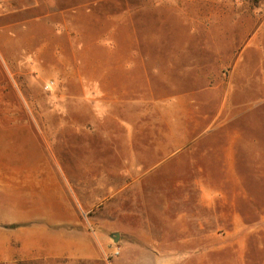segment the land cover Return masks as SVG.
<instances>
[{
  "label": "rangeland",
  "instance_id": "374dc122",
  "mask_svg": "<svg viewBox=\"0 0 264 264\" xmlns=\"http://www.w3.org/2000/svg\"><path fill=\"white\" fill-rule=\"evenodd\" d=\"M13 1L17 7L31 5L21 17L35 16L28 22L31 33L45 34L24 38L18 29L8 48L0 38V264H264L261 125L256 134L244 132V147L237 143L241 181L202 183L226 195V202L216 199L217 208L207 210L200 204L201 183L190 179L197 163L213 177L220 173L223 130L207 138L212 149L206 157L202 150H156L159 137L149 129L132 134L127 149L126 132L116 135L108 124L109 110L122 105L97 101L89 85L75 91L73 83L122 80L124 70L143 56L147 71L136 78L131 69L132 82L151 84L162 103L174 107L178 95L210 85L215 112L226 93L234 95L227 80L239 56L243 68L253 64L249 95L260 99L264 27L255 29L264 19V0ZM42 15L44 20H35ZM39 38L50 44L40 47ZM138 47L146 54L140 56ZM150 106L145 103L147 111ZM257 107L264 113L262 102ZM162 138L170 144V134ZM250 145L259 149H247ZM46 169L62 188L63 207L81 224L53 221L64 208L55 192L43 189ZM97 173L108 180L96 182ZM26 225L86 233L94 249L53 256L47 253L57 242L46 237L39 240L46 251L27 257L17 238Z\"/></svg>",
  "mask_w": 264,
  "mask_h": 264
},
{
  "label": "crops",
  "instance_id": "0c3cea01",
  "mask_svg": "<svg viewBox=\"0 0 264 264\" xmlns=\"http://www.w3.org/2000/svg\"><path fill=\"white\" fill-rule=\"evenodd\" d=\"M30 6V4H24L22 7H17L13 0H0V38L6 48H8L10 42L13 41V38L17 33L16 30L18 29L19 33H17V35H22L24 38L25 35H30V37H41L45 34L43 31L42 34L41 32L31 33L32 30L28 27V22L32 21L35 16L21 17L23 13H26ZM17 14L19 15L18 18L7 20L9 16H16ZM47 16L48 14H46V17ZM37 17L38 19L35 20H39V18L44 20L42 18H44L45 15ZM241 18L240 21H242ZM263 27L264 19L261 20L260 24L256 25L255 30L258 32V30ZM49 31L48 33H50ZM53 34L55 35V33ZM39 39H41V42L38 45L42 48H44L46 44H50V42L45 41V39ZM24 44H26V42H24ZM137 50L140 56L146 54L145 51H142L141 47H138ZM54 53L56 54L57 51H54ZM240 64V58L239 56H236L233 65V78L231 75L227 80V86H234V95L229 96L228 93H226L224 98H222L217 105L215 112H212L213 104L210 97L212 86L210 85L200 88L199 91L192 90V92H187L185 95H178L176 97L177 101H173L176 105V107H174V105L163 104V97L161 94H158L159 91L151 86V84L148 88L145 85H138L134 81L132 82L131 69H134L136 78L139 77L141 71H147V65L144 62L143 56H141V60L137 64L135 63L133 67H130L129 65L124 70L122 80H110L108 77V83H104L103 80H105V77L103 80L100 78H93L91 79L92 81L90 84H88L89 82L85 81L84 83L81 78L79 80L74 78L73 83L75 91L77 85H89L94 92H97V94L93 96L97 101L114 102L118 105H122V110L120 111L111 112V110H109V113L107 114H109L108 118L111 120V123L108 124L112 126L113 130H115L116 135L117 131L120 130L126 132H122V135L125 140L124 134H127L126 140L123 141V143L126 144L127 149L132 148V134H142L149 129L150 132L159 137V140L155 141L156 145L153 146L156 150L169 149L174 152L182 150H202V157H206L207 151L212 149V145H207V138L213 136L217 131L223 130L226 144L219 147V150H221V154L219 155V165L221 167L219 171L220 173L216 177H213L212 173L205 172L203 166L195 161L194 163H197L198 170L194 174V177L190 179L194 182L201 183L199 194L200 204L203 208L210 210L212 208H217L218 204L216 199L219 200L222 198L223 202H226V195L221 190L212 189L202 183L210 181H241L242 178L239 177L240 175L237 172V168L240 165L238 160L239 147L237 143L240 142V146L244 147V132L250 131L251 133L254 132V134H256L260 125L262 126V129H264V113L260 115V113H258L259 107H257L258 102H262L264 107V91L260 99H254L249 95L250 92L252 93L253 91L252 82L249 83L250 79L253 77V64L252 62H247L243 64L245 68ZM156 66L157 64H155L153 70L154 72H157L158 76L161 78L162 69L159 67L158 71ZM244 75L245 78L242 82V77ZM176 98H174V100ZM158 99H161L159 103ZM146 102L152 103V106H150L152 109L149 111H147L145 107ZM164 126L168 129L164 130ZM167 134L171 135V138L167 141L170 142V144L164 145L162 137L163 135L167 136ZM108 135H110V132H108ZM202 139H204L205 142H202L200 145V140ZM251 143H253V140ZM134 148H136V146H134ZM247 149L258 150L259 147L258 145H250ZM76 161L77 160L73 161L75 162L74 165L77 164ZM83 164L84 163H81L80 165ZM69 165H72V163H69ZM92 166H95L93 162L89 166V170L93 168ZM43 171H46V174L43 175L44 179L42 180L46 183L44 184L43 189L55 192L59 200V206L63 207L62 200L64 195L62 193V188L56 181L53 179L51 180L54 176V174H52L53 170L46 169ZM60 171L64 173L62 169ZM47 179L49 181H47ZM94 180L97 182L108 179L106 177L101 178L100 174L97 173L94 175ZM176 181H179V179H176ZM235 196L236 195H233V197ZM59 209L60 211L58 213L61 216L53 221L59 222L60 224H65L68 221L81 224V220L76 221L72 218L71 211L66 210L65 208L64 210L61 208ZM68 215H70V217ZM175 220H179L178 213ZM17 234L20 252L27 257L41 256L46 251L45 248H43L45 244L39 242V240H43L46 237H52L57 242V244L51 249L52 252L51 250L50 252L47 250L48 253L46 252L53 256H62L67 253L73 256H82L88 254L87 251H92V249H94L93 244L86 233H74L72 231H67L65 228H58L57 230H54L53 233H49L48 229L43 225H26L21 227L17 231ZM32 239L35 240L32 241ZM240 246L239 254L243 259L245 256L243 253L245 246L244 241H242Z\"/></svg>",
  "mask_w": 264,
  "mask_h": 264
},
{
  "label": "water",
  "instance_id": "95a60500",
  "mask_svg": "<svg viewBox=\"0 0 264 264\" xmlns=\"http://www.w3.org/2000/svg\"><path fill=\"white\" fill-rule=\"evenodd\" d=\"M117 237H118V233H116V235H115L114 239L116 240V239H117Z\"/></svg>",
  "mask_w": 264,
  "mask_h": 264
},
{
  "label": "built area",
  "instance_id": "2783aa9c",
  "mask_svg": "<svg viewBox=\"0 0 264 264\" xmlns=\"http://www.w3.org/2000/svg\"><path fill=\"white\" fill-rule=\"evenodd\" d=\"M118 251H116V253H117Z\"/></svg>",
  "mask_w": 264,
  "mask_h": 264
}]
</instances>
